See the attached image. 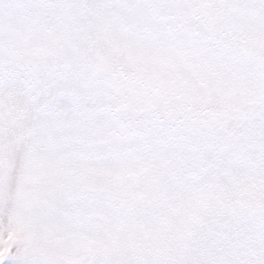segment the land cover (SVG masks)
<instances>
[{
	"label": "snow or ice",
	"instance_id": "1",
	"mask_svg": "<svg viewBox=\"0 0 264 264\" xmlns=\"http://www.w3.org/2000/svg\"><path fill=\"white\" fill-rule=\"evenodd\" d=\"M0 264H264V0H0Z\"/></svg>",
	"mask_w": 264,
	"mask_h": 264
}]
</instances>
